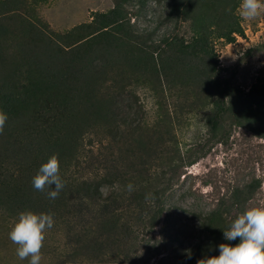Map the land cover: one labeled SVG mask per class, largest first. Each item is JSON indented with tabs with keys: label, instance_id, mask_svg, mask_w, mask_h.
<instances>
[{
	"label": "trees",
	"instance_id": "16d2710c",
	"mask_svg": "<svg viewBox=\"0 0 264 264\" xmlns=\"http://www.w3.org/2000/svg\"><path fill=\"white\" fill-rule=\"evenodd\" d=\"M129 1L60 31L30 1L0 0V110L8 116L0 133V217L15 223L21 211L51 213L63 264L110 257L132 264L133 235L158 225L165 175L183 159L167 148L173 137L166 121L174 125L211 106L213 138L223 141L228 124L264 138V77L248 90L237 85L223 74L216 45L245 36L242 0H169V15L187 21L191 36L165 34L158 44L134 28ZM139 88L156 98L152 125L132 118ZM54 154L65 187L51 200L50 189L35 190L32 179ZM259 185L235 189L233 203L247 201ZM225 212L216 207L203 219L204 238L189 249V264L218 256L221 243L240 242L224 238L231 224Z\"/></svg>",
	"mask_w": 264,
	"mask_h": 264
},
{
	"label": "rangeland",
	"instance_id": "374dc122",
	"mask_svg": "<svg viewBox=\"0 0 264 264\" xmlns=\"http://www.w3.org/2000/svg\"><path fill=\"white\" fill-rule=\"evenodd\" d=\"M28 1L52 29L65 31L90 21L96 11L111 9L117 0ZM168 1L147 0L141 5L131 0L126 4L134 28L148 43L158 44L165 34L187 39L191 36L187 21L169 15ZM240 19L245 36L229 44L219 40L216 45L219 61L226 69L223 74L233 76L237 85L248 90L258 77H264V16L252 21ZM138 98L139 107L134 109L132 118L152 125L159 119L156 98L145 88L138 89ZM210 108L188 113L174 125L166 121L173 137L167 148L172 153L177 151L183 159L177 162L176 172L168 170L165 175L168 189L158 225L152 230L140 227L133 235L134 245L130 246L133 252L128 258L132 264H189V249L204 238L201 223L216 207L226 211L224 215L232 223L246 209L264 206V138L245 127L228 124L224 140L218 141L206 122ZM97 142L96 148L103 146ZM258 181L260 185L247 201L233 203L231 194L235 189ZM13 225L14 221H2L0 217V264H29V259L18 258L17 245L9 239ZM61 240L55 229L47 231L40 264H63ZM121 259L110 257L95 264H119L117 261Z\"/></svg>",
	"mask_w": 264,
	"mask_h": 264
},
{
	"label": "clouds",
	"instance_id": "9594fccd",
	"mask_svg": "<svg viewBox=\"0 0 264 264\" xmlns=\"http://www.w3.org/2000/svg\"><path fill=\"white\" fill-rule=\"evenodd\" d=\"M227 11L230 12L231 7ZM239 16L245 21L264 16V0H242ZM7 120V114L0 110V133H3ZM32 185L40 192L50 189L47 196L51 200L59 196L65 184L60 176L57 155H52L41 165L32 179ZM127 190H134L131 183L127 185ZM53 226L54 218L51 213L21 211L9 232V239L17 245L18 258L29 259V264H40L46 233ZM223 235L227 241L239 238L240 242L235 246L219 244L218 256L200 259L197 264H264V206L246 209L234 219L227 230H223Z\"/></svg>",
	"mask_w": 264,
	"mask_h": 264
},
{
	"label": "built area",
	"instance_id": "2783aa9c",
	"mask_svg": "<svg viewBox=\"0 0 264 264\" xmlns=\"http://www.w3.org/2000/svg\"><path fill=\"white\" fill-rule=\"evenodd\" d=\"M239 37H242V36L237 35V40H238Z\"/></svg>",
	"mask_w": 264,
	"mask_h": 264
}]
</instances>
